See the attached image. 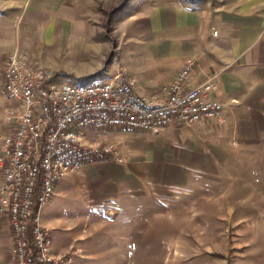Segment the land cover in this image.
<instances>
[{
    "label": "crops",
    "instance_id": "crops-1",
    "mask_svg": "<svg viewBox=\"0 0 264 264\" xmlns=\"http://www.w3.org/2000/svg\"><path fill=\"white\" fill-rule=\"evenodd\" d=\"M112 1L8 0L0 8V71L15 50L50 70L64 56L78 64L57 75L89 85L119 76L122 88L144 102L162 97V88L195 58L183 92L218 72L212 96L225 106L217 118L192 127L84 131L82 143L114 144L124 163L84 164L56 184L41 213L52 254H70L74 264L92 255L97 240L89 229L106 225L104 214L170 201L175 192L208 189L197 203L219 202L224 193L231 210H264V0H138L107 33L104 11ZM18 104L0 78L1 133L11 131L6 109ZM88 211L103 215L92 220ZM13 245L8 216L0 214V264H13Z\"/></svg>",
    "mask_w": 264,
    "mask_h": 264
},
{
    "label": "built area",
    "instance_id": "built-area-1",
    "mask_svg": "<svg viewBox=\"0 0 264 264\" xmlns=\"http://www.w3.org/2000/svg\"><path fill=\"white\" fill-rule=\"evenodd\" d=\"M195 64V58L187 59L162 88V97L139 102L122 88L119 76L115 82L75 85L56 81L50 69L20 50L7 57L0 78L19 104L5 111L11 131L0 132V214L9 219L13 264H74L70 254H52V235L41 225V213L56 184L84 164L124 163L114 144L82 143L84 129L154 132L174 124L192 127L222 113L225 105L212 96L220 73L183 92Z\"/></svg>",
    "mask_w": 264,
    "mask_h": 264
},
{
    "label": "rangeland",
    "instance_id": "rangeland-1",
    "mask_svg": "<svg viewBox=\"0 0 264 264\" xmlns=\"http://www.w3.org/2000/svg\"><path fill=\"white\" fill-rule=\"evenodd\" d=\"M123 1L113 0L107 4L114 6L104 11L103 24L107 33L115 22L111 27L106 13ZM137 1L128 2L133 5ZM197 1L205 4L212 0ZM7 3L8 0H0V8ZM56 59L57 66L51 70L56 81L85 84L65 77L63 72L55 73L75 67L78 64L75 59L68 61L64 56ZM202 193H208V189L175 192L170 201L154 199L152 202V199L139 208H122L111 217L101 211H88L92 220L95 215H103L106 225L102 222L104 226L101 228L90 227L91 237L97 242L92 255L83 263L264 264V210H231L224 193L220 195L219 202L205 199L197 203L208 196ZM241 205L236 204V207ZM244 215L248 217L243 218Z\"/></svg>",
    "mask_w": 264,
    "mask_h": 264
},
{
    "label": "trees",
    "instance_id": "trees-1",
    "mask_svg": "<svg viewBox=\"0 0 264 264\" xmlns=\"http://www.w3.org/2000/svg\"><path fill=\"white\" fill-rule=\"evenodd\" d=\"M129 0H124L118 7H116L115 9H113L112 11H110L107 14L108 17V23L111 24L110 26H113V22H116L117 18H119L121 15H123V13H125L127 11V7H128V2ZM112 30H109V32H111Z\"/></svg>",
    "mask_w": 264,
    "mask_h": 264
}]
</instances>
